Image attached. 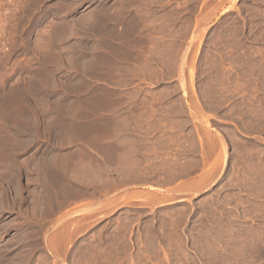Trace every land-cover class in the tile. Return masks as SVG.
<instances>
[{
  "label": "rangeland",
  "instance_id": "374dc122",
  "mask_svg": "<svg viewBox=\"0 0 264 264\" xmlns=\"http://www.w3.org/2000/svg\"><path fill=\"white\" fill-rule=\"evenodd\" d=\"M139 1L0 0V264H264V0Z\"/></svg>",
  "mask_w": 264,
  "mask_h": 264
},
{
  "label": "bare ground",
  "instance_id": "6f19581e",
  "mask_svg": "<svg viewBox=\"0 0 264 264\" xmlns=\"http://www.w3.org/2000/svg\"><path fill=\"white\" fill-rule=\"evenodd\" d=\"M144 3V2H143ZM155 4H157V3H155ZM158 6V5H157ZM151 7V6H150ZM185 8V7H184ZM165 10V9H164ZM169 10V9H168ZM171 10V9H170ZM227 9H225L224 10V12L226 11ZM180 13V12H179ZM104 14V13H103ZM147 13H145V15H146ZM162 14V13H161ZM101 15V14H100ZM143 15V14H142ZM141 15V16H142ZM149 15H150V13H149ZM183 16V15H182ZM143 17V16H142ZM147 18V17H146ZM185 18V17H184ZM121 20V19H120ZM125 21V20H124ZM144 21V20H143ZM149 23V22H148ZM129 24V23H128ZM133 24V23H132ZM152 25V24H151ZM124 26V25H123ZM135 26V25H134ZM142 26H144V25H142ZM146 26V25H145ZM188 26V25H187ZM133 27V26H132ZM148 27V26H147ZM154 27V26H153ZM144 28V27H143ZM138 29V28H137ZM146 29V28H145ZM142 31V30H141ZM132 32V31H131ZM143 32V31H142ZM141 32V33H142ZM147 32H150V31H147ZM151 32H153V31H151ZM156 32V31H155ZM133 33V32H132ZM148 34V33H147ZM152 34V33H151ZM144 36H145V34H144ZM155 38H157V37H155ZM152 43V42H151ZM178 45V44H177ZM57 171H58V169H57ZM46 172H47V170H46ZM66 175V174H65ZM168 178V177H167ZM166 179V178H165ZM164 180V179H163ZM170 180V179H169ZM166 181V180H165ZM1 184V183H0ZM59 190V189H58ZM177 190V189H176ZM19 195V194H18ZM65 195V194H64ZM40 201V200H39ZM38 203V202H37ZM63 205V204H62ZM49 210V209H48ZM54 211H55V209H54ZM45 214V213H44ZM55 239H56V237H54ZM57 241H58V239H57ZM61 241V240H60ZM60 244H62L61 242H59ZM33 246V245H32ZM39 246V245H38ZM40 247V246H39ZM38 248V247H37ZM2 258V257H1ZM45 259V258H44ZM19 260V259H18ZM21 260V259H20ZM3 263V262H2Z\"/></svg>",
  "mask_w": 264,
  "mask_h": 264
},
{
  "label": "crops",
  "instance_id": "0c3cea01",
  "mask_svg": "<svg viewBox=\"0 0 264 264\" xmlns=\"http://www.w3.org/2000/svg\"><path fill=\"white\" fill-rule=\"evenodd\" d=\"M165 2H166V0H154L153 5H159V4H162V3H165ZM155 3H157V4H155ZM145 5L146 4L143 3V0H140L138 2V4L136 5V9L140 10V8H143Z\"/></svg>",
  "mask_w": 264,
  "mask_h": 264
}]
</instances>
